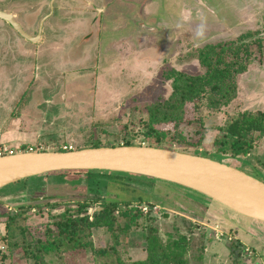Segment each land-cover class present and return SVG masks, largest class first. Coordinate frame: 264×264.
<instances>
[{"label": "rangeland", "instance_id": "rangeland-1", "mask_svg": "<svg viewBox=\"0 0 264 264\" xmlns=\"http://www.w3.org/2000/svg\"><path fill=\"white\" fill-rule=\"evenodd\" d=\"M203 2L0 0V11L13 15L26 34L34 38L41 30L36 42H29L0 20V146L57 152L63 146L78 151L94 142L131 140L148 147L140 129L147 108L172 91L166 75H199L200 50L242 44L251 64L237 78L236 99L215 113L201 101L195 112L191 107L190 114L198 115L207 130L198 151L210 152L208 140L227 116L264 111V0ZM179 130L193 131L185 125ZM252 137L250 155L227 154L215 161L264 182V135ZM50 174L0 189V242L6 248L0 264H132L146 259L141 231L147 226L165 244L183 238L186 264H264V223L201 194L144 179H124L93 193L83 182L63 180L70 178L66 172ZM137 198L159 208L149 215L155 216L152 221L141 215L136 226L118 234L94 228L88 217L87 232L79 233L73 248L58 241L50 248L47 230L64 211L74 215L79 206L94 211L113 202L122 212L125 202L138 203L132 202ZM126 223L119 216L114 227ZM31 253L37 257H28Z\"/></svg>", "mask_w": 264, "mask_h": 264}, {"label": "trees", "instance_id": "trees-1", "mask_svg": "<svg viewBox=\"0 0 264 264\" xmlns=\"http://www.w3.org/2000/svg\"><path fill=\"white\" fill-rule=\"evenodd\" d=\"M243 37L244 36H242L241 39ZM196 59L201 71L199 75H191L182 71H172L166 75V79L171 80L172 91L164 102L147 108L148 119L142 123L143 127L140 129L143 142H147L148 147L180 151L212 160H215V157L221 158V156L227 154H230L232 158L250 155V152L254 148L253 144L255 143V138L252 137L253 133L264 135V111H243L227 116L224 126L216 130V134L212 141L208 140L211 151H207L204 155L201 154L198 149L202 146L203 141H205L207 135L206 127L203 125V121L198 115L194 117L190 114L191 107L194 112L195 107L196 110H198L200 101L206 110L215 113L220 112V110L226 108L236 99L237 78L245 73L248 66L251 64L250 52L244 49V45L242 44H229V46L214 45L200 50ZM194 102H196V104ZM183 125L191 127L193 129L192 133H182L179 127ZM133 145L137 144L131 140H126L121 145H102L98 142H94L87 148ZM27 150L21 147L16 151L26 152ZM57 152L68 151L59 148ZM66 173L70 174V178H64L63 180L67 179V182L70 184H81L83 182L88 185V188L92 189L91 191L93 193H97L103 187H107L110 184H122L117 181H122L124 179L138 182L147 180V182L144 181L147 184L149 180L160 182V180L143 176L116 172L73 171ZM60 174L57 175L60 176ZM135 177L138 179H135ZM139 179L144 180L142 181ZM26 180H22L11 186L24 183ZM5 188H8V186L2 189ZM136 201L138 203H131V201L125 202L126 204L122 212L119 211V204L113 202L99 206L101 210H94L91 216L88 215V209L90 207L84 205L79 206L74 215L64 211L59 218L52 223L54 228L52 230H47L51 241L50 248L56 241H58L61 246L70 249L73 248L77 238L78 240L81 238L79 233L87 232L85 221L87 222L88 217L92 218L93 222L91 225L94 228L105 227L109 233L117 231L118 234L121 231L126 232L132 226H136L137 218L141 217V215L145 222L147 220L152 221L150 217L155 216H149L150 214L145 215L141 211V206L145 204L142 202V198H137L132 202ZM148 205L153 206L151 204ZM15 214L16 212L11 216ZM119 216H121L123 220H126L127 223L115 228L114 225ZM141 232L144 236V242L146 243L145 251L147 256L145 260L136 261L132 264H186L185 256L188 249L187 243L184 242L183 238H171L165 244L161 241L156 229L147 226ZM0 240L3 243V234L0 235ZM44 249L48 250L49 246H44ZM37 252H39V248ZM28 257L35 258L37 256L36 253H31ZM116 264L121 263L117 262Z\"/></svg>", "mask_w": 264, "mask_h": 264}, {"label": "water", "instance_id": "water-1", "mask_svg": "<svg viewBox=\"0 0 264 264\" xmlns=\"http://www.w3.org/2000/svg\"><path fill=\"white\" fill-rule=\"evenodd\" d=\"M0 20L29 42L39 38V34L36 38L27 35L11 14L0 11ZM73 171L116 172L160 180L201 194L246 219L264 223V182L209 158L140 145L21 152L0 157V189L50 173Z\"/></svg>", "mask_w": 264, "mask_h": 264}, {"label": "built area", "instance_id": "built-area-1", "mask_svg": "<svg viewBox=\"0 0 264 264\" xmlns=\"http://www.w3.org/2000/svg\"><path fill=\"white\" fill-rule=\"evenodd\" d=\"M61 149L64 151H68V152L73 151V148L71 146H63L61 147ZM26 152H40V151H34L32 148H28ZM17 153H21V152H17L15 149L8 148L4 145L0 146V157L12 156ZM141 211L143 212V214L147 215V214H151L152 212H158L160 210L156 206H150L148 204H143L141 206ZM5 250H6L5 245L0 242V255L3 254Z\"/></svg>", "mask_w": 264, "mask_h": 264}, {"label": "flooded vegetation", "instance_id": "flooded-vegetation-1", "mask_svg": "<svg viewBox=\"0 0 264 264\" xmlns=\"http://www.w3.org/2000/svg\"><path fill=\"white\" fill-rule=\"evenodd\" d=\"M203 1H204V0H194V3H195V4L198 3V4H201V5H202V4H204ZM192 2H193V1H192ZM14 20H15V19H14ZM1 21H2V20H1ZM3 22H4V21H3ZM23 31H24V30H23ZM38 34H39V37H40V36H41V30H39ZM38 34H37V36H38ZM27 35H28V34H27ZM37 36H36V37H37ZM36 37H34V38H36ZM98 210H101V209L99 208ZM88 211H89V209H88ZM96 211H97V209H96ZM92 212H93V211H92Z\"/></svg>", "mask_w": 264, "mask_h": 264}, {"label": "clouds", "instance_id": "clouds-1", "mask_svg": "<svg viewBox=\"0 0 264 264\" xmlns=\"http://www.w3.org/2000/svg\"><path fill=\"white\" fill-rule=\"evenodd\" d=\"M141 146V145H140Z\"/></svg>", "mask_w": 264, "mask_h": 264}]
</instances>
